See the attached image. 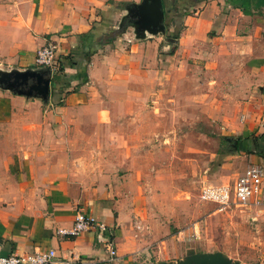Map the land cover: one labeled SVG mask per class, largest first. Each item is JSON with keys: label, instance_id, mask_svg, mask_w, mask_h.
I'll return each mask as SVG.
<instances>
[{"label": "crops", "instance_id": "1", "mask_svg": "<svg viewBox=\"0 0 264 264\" xmlns=\"http://www.w3.org/2000/svg\"><path fill=\"white\" fill-rule=\"evenodd\" d=\"M142 1L0 0V255L54 249L64 264H112L99 233L56 234L84 211L113 232L114 264L182 258L162 252L176 237L162 239L166 225L134 220L131 209L109 198L137 191L133 181L121 182L137 175L133 136L126 150L97 129L110 121L114 105L113 114H122L137 86L148 87L141 73L151 81L160 70L168 85L180 82L163 77L169 65L212 67L214 82L225 88V127L235 147L241 138L238 174L251 164L264 170V0H251L252 14L225 0H161L173 19L168 32L179 30L176 41L166 29L124 24ZM51 40L58 44V70L47 97L11 86L8 77L39 71L36 50ZM236 110L240 119L226 117ZM246 206L252 219L264 221V204Z\"/></svg>", "mask_w": 264, "mask_h": 264}, {"label": "rangeland", "instance_id": "2", "mask_svg": "<svg viewBox=\"0 0 264 264\" xmlns=\"http://www.w3.org/2000/svg\"><path fill=\"white\" fill-rule=\"evenodd\" d=\"M34 66L39 71L47 69ZM210 70L209 66L177 69L169 65L163 77L167 74L170 80L180 82L168 85L160 82V70L151 81L141 73L148 87L137 86V93L123 100L129 104L121 109L124 115L113 114L116 105L111 108L110 121L97 132L109 136V142H124L122 149L126 150L133 136L137 175L121 182L129 185L133 181L137 191L109 198L112 204L119 201L131 209L127 212L134 220L146 224L151 219L166 225L162 239L176 237L163 245L162 252L173 260L190 251L221 250L243 264H264V221L252 219L249 206L231 204L220 210L201 195L205 186L231 183L239 173L236 136L225 127V113H230L225 108V88L217 86ZM239 112L226 117L240 119ZM108 114L102 113L103 119L109 120ZM130 122L134 123L131 127Z\"/></svg>", "mask_w": 264, "mask_h": 264}, {"label": "built area", "instance_id": "3", "mask_svg": "<svg viewBox=\"0 0 264 264\" xmlns=\"http://www.w3.org/2000/svg\"><path fill=\"white\" fill-rule=\"evenodd\" d=\"M35 65L52 70L58 67V44L51 40L36 50ZM202 197L216 203L220 210L231 204L246 206L264 204V170L257 165H248L231 183L205 186ZM86 231L99 233L98 241L108 253L109 260H115L116 246L113 232L101 218L84 211H77L70 227L57 228L60 236H78ZM0 264H64L54 249L34 250L31 253H10L0 255Z\"/></svg>", "mask_w": 264, "mask_h": 264}, {"label": "water", "instance_id": "4", "mask_svg": "<svg viewBox=\"0 0 264 264\" xmlns=\"http://www.w3.org/2000/svg\"><path fill=\"white\" fill-rule=\"evenodd\" d=\"M131 17H133V23L137 26V29H147L152 32L165 29L161 0H143L141 4L133 8ZM50 75L49 70L31 71L22 76L12 77L14 79L8 77V83L15 88L20 86L21 93L47 97ZM153 264H239V261L229 258L221 251H190L175 261L162 260Z\"/></svg>", "mask_w": 264, "mask_h": 264}, {"label": "trees", "instance_id": "5", "mask_svg": "<svg viewBox=\"0 0 264 264\" xmlns=\"http://www.w3.org/2000/svg\"><path fill=\"white\" fill-rule=\"evenodd\" d=\"M225 1L227 3H229L230 5H232L234 8L240 9L244 14H252L251 0H225ZM162 11L164 13V27H165L166 32H167L166 36L168 39L176 41L179 37V30L176 29L172 33L170 31L168 32V29L170 26L169 21L172 22L173 19H170V20L167 19V13L169 12V10L166 9V6L163 5V3H162ZM132 21H133V19L130 18V19L126 20V22L124 24H128ZM240 139L241 138L238 137L236 140V149L237 150H238V143H239ZM255 149H257V144L255 145Z\"/></svg>", "mask_w": 264, "mask_h": 264}]
</instances>
